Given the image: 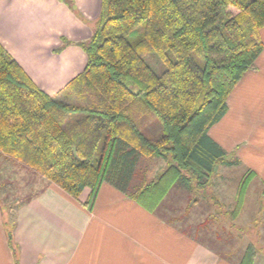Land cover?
<instances>
[{"label":"trees","instance_id":"trees-1","mask_svg":"<svg viewBox=\"0 0 264 264\" xmlns=\"http://www.w3.org/2000/svg\"><path fill=\"white\" fill-rule=\"evenodd\" d=\"M263 29L264 0H101L91 38L76 44L87 56L85 70L54 96L0 44V153L78 201L89 190L90 210L104 183L151 213L175 184L201 192L220 166L239 165L209 131L255 69ZM148 116L159 122V137L143 133ZM143 159L169 165L128 193ZM247 175L240 203L255 178ZM228 213L233 221L237 212ZM8 241L13 246V232ZM258 254L249 244L241 264H254Z\"/></svg>","mask_w":264,"mask_h":264},{"label":"crops","instance_id":"crops-1","mask_svg":"<svg viewBox=\"0 0 264 264\" xmlns=\"http://www.w3.org/2000/svg\"><path fill=\"white\" fill-rule=\"evenodd\" d=\"M100 11L101 0H0V44L54 96L85 70L87 56L76 44L91 38ZM261 39L264 43V29ZM227 104V114L209 135L228 160L239 163L228 168L245 167L264 187V52ZM45 183L13 206L15 252L0 206V264H241L245 255L247 246L221 253L197 246L177 225L109 183L101 186L91 210L84 206L89 190L78 201ZM254 264H264V251Z\"/></svg>","mask_w":264,"mask_h":264},{"label":"rangeland","instance_id":"rangeland-1","mask_svg":"<svg viewBox=\"0 0 264 264\" xmlns=\"http://www.w3.org/2000/svg\"><path fill=\"white\" fill-rule=\"evenodd\" d=\"M146 59L155 65V59L151 55H147ZM140 125L146 136L159 137L160 124L153 117H144ZM168 165L163 159L141 160L130 186V193L135 192L143 183L157 180ZM246 170L245 167L220 166L209 185L201 192L175 184L153 213L177 225L186 238L189 236L201 248L206 245L221 253L227 252V247L239 250L254 244L258 251H264V187L253 179L240 203V185L249 179ZM46 181L45 177L29 167L0 153V206L7 238L13 232L16 222L17 209L13 206L38 192ZM212 197L221 205L222 210L219 211L222 213L229 212L232 215L237 212L231 217L233 221L225 219L226 215L217 213ZM210 216L217 218L207 222ZM11 248L13 252L16 251L15 247Z\"/></svg>","mask_w":264,"mask_h":264}]
</instances>
